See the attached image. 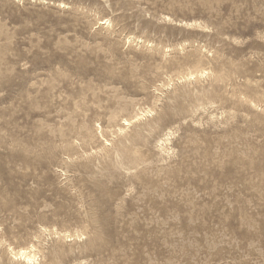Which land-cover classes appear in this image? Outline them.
Returning a JSON list of instances; mask_svg holds the SVG:
<instances>
[{
    "label": "rangeland",
    "instance_id": "obj_1",
    "mask_svg": "<svg viewBox=\"0 0 264 264\" xmlns=\"http://www.w3.org/2000/svg\"><path fill=\"white\" fill-rule=\"evenodd\" d=\"M0 264H264V0H0Z\"/></svg>",
    "mask_w": 264,
    "mask_h": 264
},
{
    "label": "bare ground",
    "instance_id": "obj_2",
    "mask_svg": "<svg viewBox=\"0 0 264 264\" xmlns=\"http://www.w3.org/2000/svg\"><path fill=\"white\" fill-rule=\"evenodd\" d=\"M16 256H18L19 258L24 259L27 262H32L34 260V258H35V256L30 255L29 252L27 253L26 251H20V253L16 254Z\"/></svg>",
    "mask_w": 264,
    "mask_h": 264
}]
</instances>
